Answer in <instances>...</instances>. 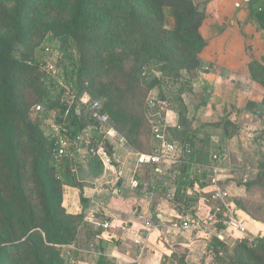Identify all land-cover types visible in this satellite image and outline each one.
I'll use <instances>...</instances> for the list:
<instances>
[{"label":"trees","instance_id":"trees-1","mask_svg":"<svg viewBox=\"0 0 264 264\" xmlns=\"http://www.w3.org/2000/svg\"><path fill=\"white\" fill-rule=\"evenodd\" d=\"M95 1L0 0V264H68L62 250L75 242L83 216L66 213L64 187L81 188L74 174L80 161L87 162L94 174L102 172L98 157L79 159L72 149L58 161L54 158L55 141L43 126L48 113H35L36 106L47 112L55 111L57 123L67 124L71 137L80 135L93 122L88 115L77 116L74 106L68 109L62 98L65 89L57 78L42 70L39 61L19 54L21 48L29 49L39 29L49 35L47 41L60 43L63 57L69 61L56 76L69 82L71 78L79 80L87 75L86 89L97 97L115 130L127 140L126 145L140 154L152 150L151 125L146 118L150 88L139 79L140 67L126 68L113 63L115 74L106 81L98 80L104 69L92 52L98 49L100 40L89 39L86 29L96 25L95 31L99 32L111 10L99 13ZM43 7L49 14L42 13ZM151 12L159 18L158 23L148 22ZM42 16L51 19H40ZM122 18L125 23L120 27L124 35L132 26L148 23L151 31L159 33L168 46L164 61L196 74L198 54L205 46L200 34L204 14L192 0H126ZM145 42L148 43L147 37ZM86 44L90 50H86ZM161 49L163 56V42ZM249 68L252 78L264 86V69L257 62H252ZM178 98L180 124L186 128V107L181 95ZM92 140L103 143L111 161L114 141H103L97 130H92ZM183 141L192 146L189 161L195 162L202 145L191 139L185 129ZM202 163L208 164V159L203 158ZM187 167H182V174ZM182 179L183 175L176 183ZM81 203L84 204L82 198ZM207 251L210 258L214 256L212 264H264V235L251 241L236 240L232 248L212 237ZM227 252L230 255L226 256ZM95 264L114 263L100 255ZM179 264H186L183 258Z\"/></svg>","mask_w":264,"mask_h":264},{"label":"crops","instance_id":"crops-1","mask_svg":"<svg viewBox=\"0 0 264 264\" xmlns=\"http://www.w3.org/2000/svg\"><path fill=\"white\" fill-rule=\"evenodd\" d=\"M192 2L204 14L200 34L205 46L190 95L181 96L187 127L171 111L158 117L172 139L182 141L185 129L203 149L183 179L167 185L153 167L138 162L139 152L129 145L115 143L112 160L101 161L99 174L80 161L74 174L81 188L64 187L63 193L66 213L83 216L75 242L62 250L67 263L95 264L103 255L114 264H179L181 258L186 264H208L209 240L182 223L206 218L214 209L208 202L213 201L211 191L218 187L230 194L232 181L214 184L205 169L222 168L226 173L220 178L238 173L239 190L246 196L253 186H264V86L249 70L252 62L264 69V0L247 6L243 0ZM224 126L230 128L228 135ZM218 154L222 167L212 159ZM238 211L249 234L264 231L247 209ZM103 223L109 227L98 226Z\"/></svg>","mask_w":264,"mask_h":264},{"label":"rangeland","instance_id":"rangeland-1","mask_svg":"<svg viewBox=\"0 0 264 264\" xmlns=\"http://www.w3.org/2000/svg\"><path fill=\"white\" fill-rule=\"evenodd\" d=\"M125 1L126 0L95 1V9H97L99 13L107 9L111 10V16L104 18L102 28L99 32L95 31L98 29L96 25H91L86 29V35L89 39L100 40L98 49L92 52L93 57L97 54L100 59V65L103 66L104 69V73L98 75V80L106 81L115 74L116 71L111 67L113 63H121L123 66H126V68L137 65V67H140L139 79L150 88L146 101V118L151 122L153 118L159 115L162 116V112L171 111L172 117L174 116L173 119L179 124L178 110H180V104L178 97L183 94L190 95L189 84L194 78L195 71L183 69L184 67L179 68L181 66L178 67L174 62L164 61L165 59L167 60L168 46L159 33L151 31L150 27H148V23L132 26L130 32L124 35L120 25L125 23L122 18ZM42 11L43 14H49L45 7L42 8ZM164 12L166 15L167 12ZM40 19H51V17L42 16ZM158 20L159 18L157 15L151 12L148 22L158 23ZM169 23L172 24L171 20H169ZM164 27H168L167 22H165ZM145 37H147L148 43L145 42ZM47 38H49V35L44 33L42 29H39L33 36L29 49L21 48L19 54L21 56H30L31 59L39 61L42 64V70L59 80L61 87L65 89V93L62 96L64 101H69L70 104L75 105V100L78 98L85 99L87 102L97 101V97L86 89L88 87L87 75H84L79 80L76 77L71 78L69 82L61 80L56 76L58 73L60 74L63 72L64 68L69 65V61L66 57H63L64 52L62 51L60 43L55 40L47 41ZM162 42L165 46L163 56L160 55L162 52ZM86 45V50H90V45ZM76 58L78 59L79 56ZM180 90L183 92L181 93ZM69 97L71 98L69 99ZM72 99L74 101H70ZM148 99L155 102L154 108L148 105ZM48 114L55 115L56 113L55 111H49ZM221 129L224 130L225 135H228L230 128L224 126V128ZM180 137L181 136H177L178 139H180ZM149 146L150 145H148V147ZM220 156V154L217 155V157ZM221 162L222 161H217L222 167L223 164ZM225 173L226 172L222 170L221 174ZM231 174L233 175L234 173ZM229 180L232 181L230 199L234 207L237 210L247 209L254 220L264 224V186L261 184L253 186L251 190L247 191L248 196H246L239 190L240 181L238 173L233 175V178L221 177L218 183L222 185ZM245 196L247 197V202H245ZM208 202L209 205L214 208V201L210 200ZM263 235L264 231H257L256 234L250 233L248 237L251 241ZM234 242L235 241L226 242L228 248H232ZM228 255H230V253L227 252L226 256ZM64 256L66 257V255ZM213 258H210L208 264H212ZM64 260H66V258H64ZM68 264H71V262H68Z\"/></svg>","mask_w":264,"mask_h":264},{"label":"built area","instance_id":"built-area-1","mask_svg":"<svg viewBox=\"0 0 264 264\" xmlns=\"http://www.w3.org/2000/svg\"><path fill=\"white\" fill-rule=\"evenodd\" d=\"M251 1L243 0V4L247 6ZM73 99L70 101H74ZM75 103L76 105L67 101L68 109L74 106L77 116L88 115L93 122V125L88 126L80 135L71 137L66 128L67 124L57 123L56 115L48 114L43 120L44 129L49 133L48 135L51 139L55 141L54 158L56 161L66 155L70 149L73 150L74 155L79 159H84L87 156L98 157L100 161L108 159L102 146L103 143H93L92 130L99 131L103 135V141L111 142L112 140L120 145L127 144V140L115 130L109 117L102 111V106L99 102H87L85 99L78 98ZM148 105L154 108L155 102L148 99ZM36 112L41 114L48 113L42 106H36ZM150 125L153 139L152 150L149 154L139 153L138 162L155 168V172L161 176L164 185L177 182L182 176V167L191 164L189 158L193 154V148L187 142L170 139L167 123L164 119L155 117L151 120ZM212 159L219 161L220 157L213 155ZM199 166L206 168L202 165ZM205 170L214 176L212 179L213 183L217 184L222 170L217 167H207ZM211 193L216 205L213 211L204 219L188 218L183 221V228L202 234L207 240L215 237L219 241L226 243L228 241L249 239L248 228L239 215V211L234 207L229 191L216 187ZM146 225L149 226L150 224L147 222ZM98 226L105 229L109 227L107 223Z\"/></svg>","mask_w":264,"mask_h":264}]
</instances>
